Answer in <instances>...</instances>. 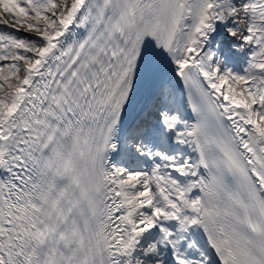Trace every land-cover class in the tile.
I'll return each mask as SVG.
<instances>
[{"label":"snow or ice","instance_id":"obj_1","mask_svg":"<svg viewBox=\"0 0 264 264\" xmlns=\"http://www.w3.org/2000/svg\"><path fill=\"white\" fill-rule=\"evenodd\" d=\"M0 26V264H264V0Z\"/></svg>","mask_w":264,"mask_h":264},{"label":"rangeland","instance_id":"obj_2","mask_svg":"<svg viewBox=\"0 0 264 264\" xmlns=\"http://www.w3.org/2000/svg\"><path fill=\"white\" fill-rule=\"evenodd\" d=\"M0 27H3V26H0Z\"/></svg>","mask_w":264,"mask_h":264}]
</instances>
